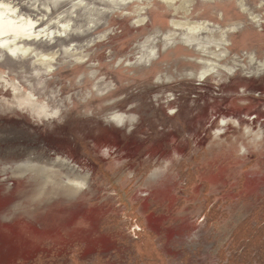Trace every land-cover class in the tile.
Returning <instances> with one entry per match:
<instances>
[{
    "label": "rangeland",
    "instance_id": "1",
    "mask_svg": "<svg viewBox=\"0 0 264 264\" xmlns=\"http://www.w3.org/2000/svg\"><path fill=\"white\" fill-rule=\"evenodd\" d=\"M170 1L0 0V264H264V0Z\"/></svg>",
    "mask_w": 264,
    "mask_h": 264
},
{
    "label": "bare ground",
    "instance_id": "2",
    "mask_svg": "<svg viewBox=\"0 0 264 264\" xmlns=\"http://www.w3.org/2000/svg\"><path fill=\"white\" fill-rule=\"evenodd\" d=\"M175 2L174 0L170 1V5ZM192 0H181V4L174 7L177 9H181L185 12V15L189 12V7L191 4ZM169 3V2H168ZM173 5V4H172ZM0 36L12 31V32H17L19 34H24L25 31L27 30L28 26H31L33 23L31 20L26 19V18H20L18 22H15V25L13 26V21L11 20L9 15H5V13H8L9 11H12L10 6L4 3L0 4ZM4 14V15H3ZM204 23H197L194 21L186 22L184 23L183 21L180 22H175L176 27H184L189 30L191 34L198 33L202 28H204ZM11 44V43H10ZM7 44V45H10ZM210 68V67H209ZM213 70V69H211ZM210 70H203L201 72V76H205L207 72Z\"/></svg>",
    "mask_w": 264,
    "mask_h": 264
}]
</instances>
